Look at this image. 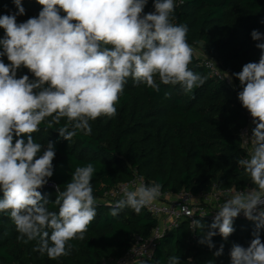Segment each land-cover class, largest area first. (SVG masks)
<instances>
[{
	"label": "clouds",
	"instance_id": "9594fccd",
	"mask_svg": "<svg viewBox=\"0 0 264 264\" xmlns=\"http://www.w3.org/2000/svg\"><path fill=\"white\" fill-rule=\"evenodd\" d=\"M36 2L41 5L38 15L24 22H17V16L25 14L22 0H13L16 13L0 15L4 30L0 38V213L12 220L18 242L35 241L34 252L57 260L72 253L71 241L85 240L97 215L91 182L96 169L92 163L75 167L64 190L55 186L56 198L51 201L38 189L54 174V142L45 146L32 134L42 123L52 129L66 118L57 130L61 138L70 141L80 132L91 135L90 121L116 116L128 78L156 92L161 85H179L190 94L205 84L206 77L189 68L194 48L187 41L188 25L173 23L175 0H153L154 10L148 13L144 12L148 0ZM251 38L260 41L264 34L253 30ZM256 47L261 50L258 62L246 63L240 72L231 76L225 72L223 77L239 80L238 100L254 125L246 140L250 141L247 158L237 160L254 187H233L217 206L206 232L201 219L192 220L193 231L204 232L199 243L209 249L215 248L214 236L227 240L234 233V219L241 213L255 222L250 244L232 245L231 264H264L260 238L264 228V43ZM21 68L33 78L18 77ZM121 191L122 198L111 206L112 217L125 208L136 214L151 208L162 195V185L145 184L141 178ZM50 203L58 206V212L49 210ZM223 249L221 244L213 255L221 256ZM132 264L148 261L137 258ZM168 264L181 262L175 255Z\"/></svg>",
	"mask_w": 264,
	"mask_h": 264
},
{
	"label": "trees",
	"instance_id": "16d2710c",
	"mask_svg": "<svg viewBox=\"0 0 264 264\" xmlns=\"http://www.w3.org/2000/svg\"><path fill=\"white\" fill-rule=\"evenodd\" d=\"M173 23L187 24V41L194 48L190 70L206 77L203 86L185 94L179 85H161L156 92L144 84L136 85L131 78L125 85L113 118L99 117L90 121L91 135L82 132L67 141L59 136L58 128L66 122L47 129L42 123L34 140L46 146L54 142L56 156L54 174L48 184L38 189L51 201L56 198V185L64 190L77 166L92 163L96 174L92 179L93 195L97 200V215L89 225L83 241H71L72 253L51 260L34 252L35 241L23 244L8 215L0 213V264H100L111 256H121L137 236L151 237L159 225V218L147 208L136 214L131 208L110 215L111 206L121 199H110L107 193L118 184L141 176L147 183L157 181L165 191L190 190L197 194L221 190L254 187L250 178L237 163L247 158L242 145L241 130L248 125L247 110L238 100L240 82H232L212 75L204 66L202 52L220 59L226 72L238 73L244 64L258 62L261 50L251 32L264 34V0H175ZM25 14L17 16L24 22L41 10L36 0H22ZM153 0H148L144 12H152ZM13 0H0V15L16 13ZM63 15V13H62ZM4 30L0 29V38ZM205 50L197 49L200 44ZM212 56V57H211ZM8 63L6 57L3 58ZM32 74L18 70L17 76ZM168 93V96H165ZM50 119V118H49ZM254 127L251 124V130ZM3 193L0 192V198ZM49 210L58 206L49 204ZM203 217V218H202ZM207 226L209 217L198 215ZM234 233L224 240L212 238L215 248L199 243L204 232L193 231L192 220L185 219L179 226L167 230L158 241L154 256L148 264H168L170 256H178L181 264H231L230 250L234 243L247 247L256 231L254 221L237 219ZM264 242V228L260 229ZM223 244V254L213 253Z\"/></svg>",
	"mask_w": 264,
	"mask_h": 264
},
{
	"label": "built area",
	"instance_id": "2783aa9c",
	"mask_svg": "<svg viewBox=\"0 0 264 264\" xmlns=\"http://www.w3.org/2000/svg\"><path fill=\"white\" fill-rule=\"evenodd\" d=\"M204 66L208 68L214 76L222 79L225 76L226 71L223 72L213 58H205ZM228 74L231 76L230 73ZM224 79L230 82L229 79ZM247 114L248 125L242 128L240 135L242 138V145L248 152L250 141L246 143V140L248 138L250 139L252 134V118L248 111ZM141 178L145 184H151L147 183L143 177L136 176L133 180L118 184L116 187L110 189L107 193V196L110 199H117L121 197L122 186H134V183H139L141 181ZM247 188L243 189L246 190ZM236 189L243 190L238 188ZM231 190L232 188L221 190L215 187L211 192H200L195 194L190 190L171 192L165 191L162 188V195L160 196V198L151 208H147L154 216L159 218V225L153 229L151 237L144 240L141 237L137 236L131 246L127 250H125V252L121 256H111L107 259H104L100 264H132V261L137 258L148 261L149 254H151L152 259L158 241L167 230L177 228L179 224L185 219L194 220V218L198 215L205 217L207 216L213 220L216 214L217 206L225 201L226 195L230 193ZM237 219L246 218L241 213L237 218L234 219V221Z\"/></svg>",
	"mask_w": 264,
	"mask_h": 264
},
{
	"label": "rangeland",
	"instance_id": "374dc122",
	"mask_svg": "<svg viewBox=\"0 0 264 264\" xmlns=\"http://www.w3.org/2000/svg\"><path fill=\"white\" fill-rule=\"evenodd\" d=\"M204 47H205V45H204L203 43H201V44H200V48L196 50V51H198V52H197L198 55H200V53L202 52V56H204V58L210 57L209 55H206L205 53H203V51L200 52L201 48H202V50H205ZM211 57H212V56H211ZM212 58H213V59L215 60V62L218 64V66L220 67V69H221L223 72H225V69H224V67H223V65H222V63H221V61H220V59L215 58V57H212Z\"/></svg>",
	"mask_w": 264,
	"mask_h": 264
}]
</instances>
